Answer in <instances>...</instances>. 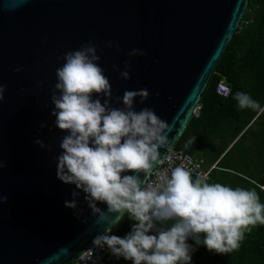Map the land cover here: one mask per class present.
I'll list each match as a JSON object with an SVG mask.
<instances>
[{
  "label": "water",
  "instance_id": "1",
  "mask_svg": "<svg viewBox=\"0 0 264 264\" xmlns=\"http://www.w3.org/2000/svg\"><path fill=\"white\" fill-rule=\"evenodd\" d=\"M248 2L0 0V84L7 85L0 102V162L6 163L0 168V198L7 197L0 202V264H73L109 226L95 222L83 194L84 213L76 219L64 203L74 186L56 179L53 157L63 133L53 127L50 87L63 62L58 57L90 40L99 45L112 106H122L116 98L126 90L146 88L148 99L141 104L137 98L135 108H152L173 127V147ZM108 41L114 46L107 47ZM133 49L145 55L129 57ZM125 61L127 80L113 70L115 65L123 71ZM37 138L51 151L36 145ZM168 149L160 150L161 157ZM98 206L106 211V205Z\"/></svg>",
  "mask_w": 264,
  "mask_h": 264
},
{
  "label": "clouds",
  "instance_id": "2",
  "mask_svg": "<svg viewBox=\"0 0 264 264\" xmlns=\"http://www.w3.org/2000/svg\"><path fill=\"white\" fill-rule=\"evenodd\" d=\"M113 46L112 41L107 42V47ZM98 47L90 40L58 57L63 62L50 87L53 127L63 133L60 152L53 157L56 179L74 186L65 207L81 219L83 194L95 222L109 225L94 236L93 251H106L131 264H192V254L199 246L218 254L238 249L249 226L264 224V203L258 193L210 183L205 173L193 178L192 170L184 166L157 173L155 180H149L162 162L160 150L171 147L173 127L152 108L136 110L137 98L143 104L149 97L146 88L126 90L116 98L122 106H112L111 84L99 65ZM115 47L119 49L118 44ZM127 55L145 53L133 49ZM129 69L130 61H125L123 71L113 65L125 80L130 78ZM6 90L7 85L0 84V102L5 100ZM232 99L240 110L264 112L246 92L237 91ZM45 126L40 124L41 129ZM193 142L194 137L188 141ZM34 143L51 151L39 138ZM5 166L0 162V168ZM0 202L6 203L7 197ZM100 204L106 205V211ZM125 214L133 223L121 237L112 229Z\"/></svg>",
  "mask_w": 264,
  "mask_h": 264
},
{
  "label": "trees",
  "instance_id": "3",
  "mask_svg": "<svg viewBox=\"0 0 264 264\" xmlns=\"http://www.w3.org/2000/svg\"><path fill=\"white\" fill-rule=\"evenodd\" d=\"M220 81L230 89L227 98L215 93ZM237 91L250 94L264 107V0H249L239 27L200 96L198 117L190 119L174 145L192 156L205 155L207 162L218 161L210 183L254 189L264 203V191L260 190L264 187V112L238 109L232 99ZM214 143L219 147L213 148ZM132 223L125 214L113 226V234L123 237ZM249 229L240 247L232 252L218 254L199 246L192 254V264H264V224Z\"/></svg>",
  "mask_w": 264,
  "mask_h": 264
},
{
  "label": "built area",
  "instance_id": "4",
  "mask_svg": "<svg viewBox=\"0 0 264 264\" xmlns=\"http://www.w3.org/2000/svg\"><path fill=\"white\" fill-rule=\"evenodd\" d=\"M215 93L219 97L226 98L230 93V89L223 82L220 81L216 88ZM200 106H196L194 114ZM161 163L157 165L156 169L153 170V174L148 177L149 180H155L157 178V173L163 172L165 170L170 171L176 166H184L192 170L193 178L201 173L207 174L208 181H210L211 172L216 168L215 164L208 165L203 159L195 158L182 150L170 147L168 151L161 157ZM93 245H91L81 256H79L73 264H125V261L121 259H116L111 256L106 251H93ZM99 256V260L96 257Z\"/></svg>",
  "mask_w": 264,
  "mask_h": 264
},
{
  "label": "crops",
  "instance_id": "5",
  "mask_svg": "<svg viewBox=\"0 0 264 264\" xmlns=\"http://www.w3.org/2000/svg\"><path fill=\"white\" fill-rule=\"evenodd\" d=\"M198 106H200L199 105V103H198ZM201 107V106H200ZM200 110V109H199ZM199 110H197L196 112H195V114L192 116V117H198V115H199ZM191 117V118H192ZM190 121V120H189ZM189 123V122H188ZM212 147L213 148H218L219 147V145L218 144H216V143H214V144H212ZM222 156H224V154L223 155H221V157ZM194 157L195 158H198V159H203L205 162H206V164H208V165H211V164H215L216 166H217V163H218V161H212V162H207L206 160H205V155H203V154H200V153H197V154H195L194 155ZM217 171V170H216Z\"/></svg>",
  "mask_w": 264,
  "mask_h": 264
},
{
  "label": "rangeland",
  "instance_id": "6",
  "mask_svg": "<svg viewBox=\"0 0 264 264\" xmlns=\"http://www.w3.org/2000/svg\"><path fill=\"white\" fill-rule=\"evenodd\" d=\"M260 190H261V191H264V187H260Z\"/></svg>",
  "mask_w": 264,
  "mask_h": 264
}]
</instances>
